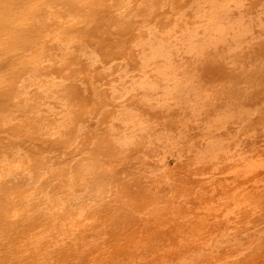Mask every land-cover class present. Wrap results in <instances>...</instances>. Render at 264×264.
<instances>
[{
  "label": "bare ground",
  "instance_id": "6f19581e",
  "mask_svg": "<svg viewBox=\"0 0 264 264\" xmlns=\"http://www.w3.org/2000/svg\"><path fill=\"white\" fill-rule=\"evenodd\" d=\"M0 264H264V0H0Z\"/></svg>",
  "mask_w": 264,
  "mask_h": 264
}]
</instances>
